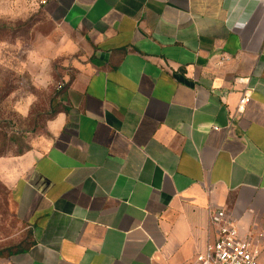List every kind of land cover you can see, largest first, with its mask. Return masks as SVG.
<instances>
[{
	"label": "crops",
	"instance_id": "obj_1",
	"mask_svg": "<svg viewBox=\"0 0 264 264\" xmlns=\"http://www.w3.org/2000/svg\"><path fill=\"white\" fill-rule=\"evenodd\" d=\"M44 7L88 59L47 147L0 158L29 233L0 264H199L210 208L264 263V0ZM238 76L252 89L240 114Z\"/></svg>",
	"mask_w": 264,
	"mask_h": 264
},
{
	"label": "rangeland",
	"instance_id": "obj_2",
	"mask_svg": "<svg viewBox=\"0 0 264 264\" xmlns=\"http://www.w3.org/2000/svg\"><path fill=\"white\" fill-rule=\"evenodd\" d=\"M87 59L73 34L47 14L44 0H0V158L47 147L48 123L64 110L61 92ZM28 238L0 181V251Z\"/></svg>",
	"mask_w": 264,
	"mask_h": 264
},
{
	"label": "built area",
	"instance_id": "obj_3",
	"mask_svg": "<svg viewBox=\"0 0 264 264\" xmlns=\"http://www.w3.org/2000/svg\"><path fill=\"white\" fill-rule=\"evenodd\" d=\"M228 60L229 57H222L217 63L222 64ZM249 80L243 76L235 78L237 83L244 85L236 113L240 114L245 110L251 97ZM209 213L210 223L216 229V234L208 243L205 252L197 255L199 264H264L260 258V247L249 237L241 236L236 220L226 210L210 208Z\"/></svg>",
	"mask_w": 264,
	"mask_h": 264
},
{
	"label": "trees",
	"instance_id": "obj_4",
	"mask_svg": "<svg viewBox=\"0 0 264 264\" xmlns=\"http://www.w3.org/2000/svg\"><path fill=\"white\" fill-rule=\"evenodd\" d=\"M25 153V151L24 150H20L16 155H22V154H24ZM19 247V246H18ZM18 247H16V248H18ZM15 248V249H16ZM20 248V247H19ZM12 251V250H11ZM11 251H7V250H3V251H0V255L1 256H3V255H7L8 253H10Z\"/></svg>",
	"mask_w": 264,
	"mask_h": 264
}]
</instances>
